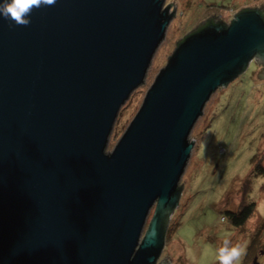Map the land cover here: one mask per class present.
Instances as JSON below:
<instances>
[{
	"label": "water",
	"instance_id": "water-1",
	"mask_svg": "<svg viewBox=\"0 0 264 264\" xmlns=\"http://www.w3.org/2000/svg\"><path fill=\"white\" fill-rule=\"evenodd\" d=\"M175 6L55 0L27 26L0 16V264H166L192 126L212 92L264 57L262 0L228 22L211 13L177 39L106 151ZM208 18L226 23L199 27Z\"/></svg>",
	"mask_w": 264,
	"mask_h": 264
},
{
	"label": "rangeland",
	"instance_id": "rangeland-1",
	"mask_svg": "<svg viewBox=\"0 0 264 264\" xmlns=\"http://www.w3.org/2000/svg\"><path fill=\"white\" fill-rule=\"evenodd\" d=\"M168 1L172 0L165 3ZM258 1L261 0H175V14L143 82L120 108L105 150L112 149L128 125L178 38L213 12L225 15L228 22L240 7ZM170 4L171 9L173 3ZM260 67L250 61L234 79L212 92L192 126L189 139L194 138V145L178 182L184 180L178 205L169 216L160 254V260L168 264H218L216 250L223 239L243 246L245 252L239 264H251L256 252L258 264H264V230L259 242L252 241L264 220V174L251 176L247 197L255 201V208L243 228L237 229L221 219L224 207L239 203L244 178L254 159L264 154V77L257 73ZM254 245L251 256L245 257Z\"/></svg>",
	"mask_w": 264,
	"mask_h": 264
},
{
	"label": "clouds",
	"instance_id": "clouds-1",
	"mask_svg": "<svg viewBox=\"0 0 264 264\" xmlns=\"http://www.w3.org/2000/svg\"><path fill=\"white\" fill-rule=\"evenodd\" d=\"M55 0H3L0 3V16L10 20L12 25L27 26L31 23L30 16L34 9L50 6ZM256 59L264 60L260 54H256ZM244 248L240 244H232V241L225 239L222 246L216 250L218 264H239L244 255Z\"/></svg>",
	"mask_w": 264,
	"mask_h": 264
},
{
	"label": "trees",
	"instance_id": "trees-1",
	"mask_svg": "<svg viewBox=\"0 0 264 264\" xmlns=\"http://www.w3.org/2000/svg\"><path fill=\"white\" fill-rule=\"evenodd\" d=\"M255 8H259L261 15L264 18V9L261 7H255ZM241 9H243V8H241ZM241 9H239V10H241ZM211 21H213L215 23H219V22H222L223 24L226 23L225 21L221 20L220 18H218V19L208 18L206 20V22L204 24L200 25L199 27H201V26H203L206 23L211 22ZM199 27H197L196 29H198ZM196 29H194V30H196ZM191 31H193V30H191ZM183 37L178 41V43L183 39ZM254 160H253L254 164H253L251 171L244 178L242 185L240 187L241 188V192H240L241 193V199H240L239 203L236 206H234V205L226 206V207H224V209H222L221 219H226L233 227H235L237 229L243 228L244 224L246 223L247 219L251 216V214L255 208V201L248 200V197H247V195L250 191L251 176L264 174V165H263L264 154L262 156H260L259 158H257V160L256 159H254ZM179 187H181V186L179 185ZM168 218L169 217H167V219L165 221V225H167ZM262 230H264V220L261 223V225L258 227L256 232L253 234V238H254L252 240L253 243H254V241L259 242V238H260V234H261ZM224 240L225 239L222 240V243ZM221 246H222V244H221ZM254 248H256L255 245L252 249H250V247H249V251L248 252L246 251L245 257L249 258V255L251 256V253L253 252Z\"/></svg>",
	"mask_w": 264,
	"mask_h": 264
},
{
	"label": "flooded vegetation",
	"instance_id": "flooded-vegetation-1",
	"mask_svg": "<svg viewBox=\"0 0 264 264\" xmlns=\"http://www.w3.org/2000/svg\"><path fill=\"white\" fill-rule=\"evenodd\" d=\"M217 19V18H216ZM253 61H255V63H258L259 64V66H261L262 67V70L264 71V60H253ZM178 202H179V200H178ZM176 208V207H175ZM174 208V209H175ZM173 209V210H174ZM172 210V211H173ZM172 211L170 212V214L172 213ZM170 214H169V216H170ZM168 220H169V218H168ZM168 228H169V224H168V222H167V225H166V227H165V235H166V233H167V231H168ZM161 253H162V251H161ZM160 253V254H161ZM258 256V253L256 252V253H254V255L252 256L253 258H256ZM161 261H164L166 264H168L167 263V260H165V259H161L160 260V255H159V257H158V259H157V263H159V262H161Z\"/></svg>",
	"mask_w": 264,
	"mask_h": 264
}]
</instances>
